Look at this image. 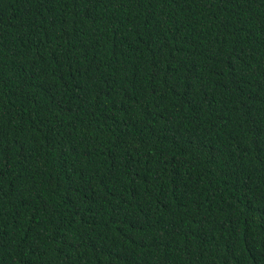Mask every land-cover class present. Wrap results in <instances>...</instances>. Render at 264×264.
<instances>
[{
    "label": "trees",
    "instance_id": "16d2710c",
    "mask_svg": "<svg viewBox=\"0 0 264 264\" xmlns=\"http://www.w3.org/2000/svg\"><path fill=\"white\" fill-rule=\"evenodd\" d=\"M0 264H264V0H0Z\"/></svg>",
    "mask_w": 264,
    "mask_h": 264
}]
</instances>
